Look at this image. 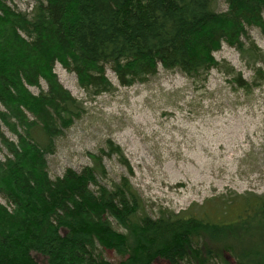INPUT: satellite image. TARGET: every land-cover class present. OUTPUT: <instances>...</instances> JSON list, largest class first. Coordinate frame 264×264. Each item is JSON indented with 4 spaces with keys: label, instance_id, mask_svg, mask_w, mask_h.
<instances>
[{
    "label": "trees",
    "instance_id": "16d2710c",
    "mask_svg": "<svg viewBox=\"0 0 264 264\" xmlns=\"http://www.w3.org/2000/svg\"><path fill=\"white\" fill-rule=\"evenodd\" d=\"M249 27L264 35V0H35L29 12L0 0V264H264V192L152 216L127 176L101 183L105 149L127 164L111 140L79 171L52 178L46 159L84 112L52 72L55 60L95 96L115 89L107 67L121 86L147 81L159 64L206 76L222 42L247 63L263 61ZM40 79L47 89L35 95L28 87Z\"/></svg>",
    "mask_w": 264,
    "mask_h": 264
},
{
    "label": "rangeland",
    "instance_id": "374dc122",
    "mask_svg": "<svg viewBox=\"0 0 264 264\" xmlns=\"http://www.w3.org/2000/svg\"><path fill=\"white\" fill-rule=\"evenodd\" d=\"M9 4L29 12L35 0H9ZM225 9L220 1L217 10ZM247 31L264 54V35L255 27ZM212 56L218 66L206 76L190 78L159 64L147 81L131 86L119 85L107 67L106 76L115 89L95 96L55 60L52 72L82 101L84 112L56 139L54 152L46 155L49 176L90 165V155L111 140L127 164L105 149L107 175L101 183L127 176L152 216L161 209L178 212L222 193L264 192V60L247 63L225 42ZM236 74L242 83L234 80ZM28 89L36 95L46 91L47 84L40 79L38 86ZM0 201L5 203L1 197ZM103 255L111 262L121 259L110 250ZM34 256L43 263L41 255ZM153 264L169 263L159 258Z\"/></svg>",
    "mask_w": 264,
    "mask_h": 264
},
{
    "label": "bare ground",
    "instance_id": "6f19581e",
    "mask_svg": "<svg viewBox=\"0 0 264 264\" xmlns=\"http://www.w3.org/2000/svg\"><path fill=\"white\" fill-rule=\"evenodd\" d=\"M4 128V127H3Z\"/></svg>",
    "mask_w": 264,
    "mask_h": 264
}]
</instances>
